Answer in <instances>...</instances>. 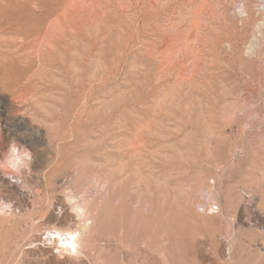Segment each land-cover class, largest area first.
<instances>
[{
	"label": "rangeland",
	"instance_id": "1",
	"mask_svg": "<svg viewBox=\"0 0 264 264\" xmlns=\"http://www.w3.org/2000/svg\"><path fill=\"white\" fill-rule=\"evenodd\" d=\"M12 142L0 264H264V0H0Z\"/></svg>",
	"mask_w": 264,
	"mask_h": 264
},
{
	"label": "clouds",
	"instance_id": "2",
	"mask_svg": "<svg viewBox=\"0 0 264 264\" xmlns=\"http://www.w3.org/2000/svg\"><path fill=\"white\" fill-rule=\"evenodd\" d=\"M32 153L25 147L12 142L7 152L3 154V158L0 159V172H2L9 180L14 184L18 185L22 192H26L27 186L24 181V175L30 172V165L32 163ZM71 190H68L70 193ZM209 197V206L215 207L214 197L210 189L205 190ZM65 203L70 206V208L77 203L76 198L68 193L64 194ZM196 211L202 212L201 206L196 207ZM18 212V209L14 208V204L11 201H6L0 198V217L8 218L12 217ZM88 209L86 207H79L73 210V214L78 217V219L84 220L83 231L75 232L73 235L68 236L63 244L62 248L69 250L72 254H76L79 250V241L88 230H90L92 225V220L87 215Z\"/></svg>",
	"mask_w": 264,
	"mask_h": 264
},
{
	"label": "bare ground",
	"instance_id": "3",
	"mask_svg": "<svg viewBox=\"0 0 264 264\" xmlns=\"http://www.w3.org/2000/svg\"><path fill=\"white\" fill-rule=\"evenodd\" d=\"M75 232L72 231H67V232H61L57 229V231L54 233L55 236L53 237L54 241H56L58 244H60V246L62 247V244L64 242V240L68 237L73 235ZM68 252H70L69 250H66Z\"/></svg>",
	"mask_w": 264,
	"mask_h": 264
}]
</instances>
